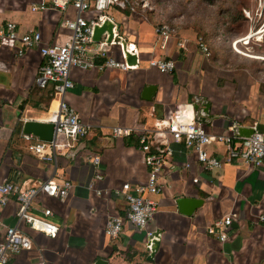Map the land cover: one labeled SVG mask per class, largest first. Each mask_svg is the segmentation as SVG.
<instances>
[{
    "label": "crops",
    "instance_id": "obj_1",
    "mask_svg": "<svg viewBox=\"0 0 264 264\" xmlns=\"http://www.w3.org/2000/svg\"><path fill=\"white\" fill-rule=\"evenodd\" d=\"M41 1L0 0V31L11 21L20 34L40 32L43 45L58 38L63 43L69 36L64 15L51 8L33 11ZM109 15L119 41L99 42L100 52L120 59L124 42L134 51L136 65L126 71L105 67L107 58L99 54L89 58L90 66L72 69L73 88L66 99L90 132L63 152L56 169L30 154L22 139L23 122H48L49 109L57 104L50 88L39 89L34 82L45 59L36 48L19 56L0 43V180L28 187L54 174L74 185L64 202H49L57 235L27 228L32 248L9 264H94L99 259L107 264H264V162L252 167L231 161L207 171L190 151L174 145L161 174L162 190L152 196L158 205L153 220L144 229L125 223L116 239L105 234L109 220L124 216L122 186L147 180L140 134L160 127L162 119L185 111L212 135L254 126L264 135V63L226 51L201 21L199 26L170 25L176 31L164 40L155 28L167 23L156 17L117 10ZM61 31L65 34L58 36ZM156 59L171 60L175 68L160 72L150 66ZM148 87L155 90L147 97ZM114 127L130 133L113 138ZM207 150L222 158L224 147ZM94 156L99 168L90 160ZM179 199L200 204L184 213L176 204ZM12 210L9 206L3 215L8 225L14 223ZM227 216L232 218L229 236L220 242L209 229ZM155 240L158 247L151 255L148 243Z\"/></svg>",
    "mask_w": 264,
    "mask_h": 264
},
{
    "label": "built area",
    "instance_id": "obj_2",
    "mask_svg": "<svg viewBox=\"0 0 264 264\" xmlns=\"http://www.w3.org/2000/svg\"><path fill=\"white\" fill-rule=\"evenodd\" d=\"M47 8L64 15L63 25L69 36L63 43L43 45L40 32L20 34L15 23L11 21H7L5 29L0 31V43L13 47L19 56L36 48L45 59L34 82L39 89L50 88L53 99L56 100L55 108L49 109L48 121L53 124V138L51 141H41L32 135L23 134L22 139L30 154L56 169L63 152L74 148L90 132L89 126L81 121L66 99L67 91L73 88L72 69L90 66L89 58L99 54L107 58L105 67L124 71L133 67L126 63L123 54L119 59L112 53L100 52L102 44L108 45L105 42L106 36L102 44L96 42L93 40L94 29L105 21H110L113 24V35L109 44H112L118 34L109 15L110 10L129 11L130 14L143 16L152 9L146 0H42L32 10ZM155 31L166 40L176 29L160 24ZM198 46L205 55H210L206 46L199 43ZM128 49L126 48L128 53L134 54V51ZM150 66L156 67L160 72L175 68L173 61L164 59L152 60ZM129 133L128 129L114 127L111 136L117 138ZM139 143L148 169L147 180L134 186L128 183L122 186L121 193L126 210L123 217H114L107 222L105 234L110 239L119 237L125 223L136 229H144L153 220L158 205L152 196L162 190L161 174L165 163L174 155L173 145L179 150L190 151L196 163L207 171L219 169L225 162L231 161L252 167H260L264 162V135L255 126L249 137H237L233 131L229 134L212 135L204 129L197 116L190 118L185 111H178L172 117L162 119L160 127L153 131L141 133ZM214 145L224 147L222 158L208 152L207 148ZM90 160L94 167H100L99 157L94 156ZM184 168L188 169L189 163H185ZM95 175L97 180L100 179L99 173ZM197 181L198 179H193L194 183ZM73 187L69 179L59 180L54 174L28 187L0 180V264H9L11 258L32 248L33 239L26 231L27 228L49 237L57 235L59 228L50 221L54 210L48 200L64 202ZM9 206L13 207L12 225L6 224L3 219ZM231 222V216H227L215 224L216 229L210 228L209 232L217 234L219 241L224 242L229 236L227 230Z\"/></svg>",
    "mask_w": 264,
    "mask_h": 264
},
{
    "label": "rangeland",
    "instance_id": "obj_3",
    "mask_svg": "<svg viewBox=\"0 0 264 264\" xmlns=\"http://www.w3.org/2000/svg\"><path fill=\"white\" fill-rule=\"evenodd\" d=\"M146 1L152 10L143 16L156 17L158 21L180 28L199 26L201 21L211 28L209 34L216 37L226 51L264 63V0ZM62 33L65 34L61 31L58 36ZM59 42L58 38L56 43Z\"/></svg>",
    "mask_w": 264,
    "mask_h": 264
},
{
    "label": "water",
    "instance_id": "obj_4",
    "mask_svg": "<svg viewBox=\"0 0 264 264\" xmlns=\"http://www.w3.org/2000/svg\"><path fill=\"white\" fill-rule=\"evenodd\" d=\"M112 28L113 24L110 21H105L103 25L100 27H96L94 29L93 33V40L96 42L104 41L109 44L112 41ZM114 41H119L118 38H115ZM121 55L123 54L125 56L126 63L129 66H135L136 65V55L128 53L126 51L125 43H121ZM155 89L154 87H148L145 89L146 96H150L151 92H153ZM200 120V119H199ZM201 121V120H200ZM22 133L26 135H32L34 137H37L41 141H51L54 134L53 124L50 122H37V121H24L22 124ZM253 133V129L249 130H241L236 129L235 135L237 137H249ZM177 206L179 207V210L188 213L191 208H196L200 201H189L187 199H179L176 201ZM157 236V235H156ZM152 242V241H151ZM158 247V241L155 240L153 243H148V249L151 251V255L155 252V250ZM150 255V256H151ZM94 264H107V262L99 259Z\"/></svg>",
    "mask_w": 264,
    "mask_h": 264
}]
</instances>
